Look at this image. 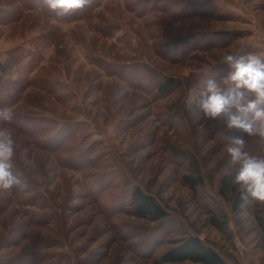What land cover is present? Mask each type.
<instances>
[{"label":"rangeland","instance_id":"rangeland-1","mask_svg":"<svg viewBox=\"0 0 264 264\" xmlns=\"http://www.w3.org/2000/svg\"><path fill=\"white\" fill-rule=\"evenodd\" d=\"M14 4L0 0V65L18 60L13 82H33L9 105L13 121L0 120L26 185L0 190V264H162L187 235L225 264H264V203L234 212L219 195L232 171L225 137L240 132L198 118L193 91L227 71L217 49L264 57V0H100L72 21L9 16ZM157 76L179 87L160 95ZM63 132L70 139L55 146ZM246 139L251 155H264V137ZM186 175L204 186L192 192ZM134 187L168 218L132 215Z\"/></svg>","mask_w":264,"mask_h":264},{"label":"clouds","instance_id":"clouds-1","mask_svg":"<svg viewBox=\"0 0 264 264\" xmlns=\"http://www.w3.org/2000/svg\"><path fill=\"white\" fill-rule=\"evenodd\" d=\"M92 0H42L51 11L67 14L83 9ZM227 71L219 79L208 78L194 89L196 114L205 122L225 119L226 130L240 134L225 137L228 159L225 175L232 176L245 202L264 203V155L253 156L247 151V139L254 135L264 137V57L245 51L231 54L217 49ZM14 112L10 106L0 107V120L11 123ZM259 125V127H257ZM16 142L12 132L0 128V190L11 192L14 186L26 187L13 171ZM39 181V174L33 177Z\"/></svg>","mask_w":264,"mask_h":264},{"label":"trees","instance_id":"trees-1","mask_svg":"<svg viewBox=\"0 0 264 264\" xmlns=\"http://www.w3.org/2000/svg\"><path fill=\"white\" fill-rule=\"evenodd\" d=\"M16 6L10 12L13 16L16 13L23 11H39L48 16L49 18H54L58 21H68L82 19L88 16L99 4L100 0H92L91 4L85 6L83 9L74 10L67 14H62L60 10L51 11L46 6L43 5L42 0H14ZM9 19V18H5ZM187 42L183 40L175 41V45L178 47L186 46ZM18 60H8L4 64L0 65V107H5L13 104L16 100H19L23 95V90L26 86L33 82L27 81L25 84H19L13 82L12 72L14 66L16 67ZM32 70L30 69V72ZM139 74V73H138ZM140 75V74H139ZM136 78L138 76H135ZM134 79V78H133ZM152 87L160 94L166 95L171 91L179 87V82L174 78H163L157 76V78H151L150 80ZM44 85V83H41ZM40 85V84H39ZM53 93L54 90H53ZM63 139L59 141L55 146H60V144L68 139H70V133L63 132ZM55 149V148H54ZM232 176L225 175L219 186V195L223 197L226 201L231 203L234 212H239L243 206L250 204V202H245L241 197L237 186L232 184ZM184 184L192 191L196 192L198 188L204 186V178L201 175H186L183 177ZM129 211L132 215L143 218L151 219L152 221H161L168 218L167 212L160 206L155 199L146 194L140 187H134L129 193ZM221 219V220H220ZM257 225L260 231L264 235V218L257 216ZM220 224L217 227L222 228L225 225L224 216L222 215L219 220H215L213 224ZM191 262L195 264H225V260L212 247L207 246L198 236L187 235L182 237L176 243V246L166 251L160 257V263H183Z\"/></svg>","mask_w":264,"mask_h":264},{"label":"built area","instance_id":"built-area-1","mask_svg":"<svg viewBox=\"0 0 264 264\" xmlns=\"http://www.w3.org/2000/svg\"><path fill=\"white\" fill-rule=\"evenodd\" d=\"M237 245H238L239 247H241V248H242V245L240 244V242H239V241L237 242Z\"/></svg>","mask_w":264,"mask_h":264}]
</instances>
